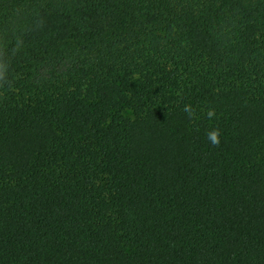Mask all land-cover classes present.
<instances>
[{
  "label": "trees",
  "instance_id": "1",
  "mask_svg": "<svg viewBox=\"0 0 264 264\" xmlns=\"http://www.w3.org/2000/svg\"><path fill=\"white\" fill-rule=\"evenodd\" d=\"M0 264H264V0H0Z\"/></svg>",
  "mask_w": 264,
  "mask_h": 264
},
{
  "label": "clouds",
  "instance_id": "2",
  "mask_svg": "<svg viewBox=\"0 0 264 264\" xmlns=\"http://www.w3.org/2000/svg\"><path fill=\"white\" fill-rule=\"evenodd\" d=\"M185 113L188 114L189 118L195 116V111L192 108L191 104H187L182 109ZM216 115L215 109H209L207 111V117L209 119H212ZM207 139L213 146H218L220 144V130L219 129H213L206 133Z\"/></svg>",
  "mask_w": 264,
  "mask_h": 264
}]
</instances>
